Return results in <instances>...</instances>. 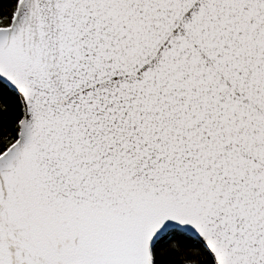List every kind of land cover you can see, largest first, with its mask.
<instances>
[{
  "label": "snow or ice",
  "instance_id": "snow-or-ice-1",
  "mask_svg": "<svg viewBox=\"0 0 264 264\" xmlns=\"http://www.w3.org/2000/svg\"><path fill=\"white\" fill-rule=\"evenodd\" d=\"M0 264H264V0H0Z\"/></svg>",
  "mask_w": 264,
  "mask_h": 264
}]
</instances>
